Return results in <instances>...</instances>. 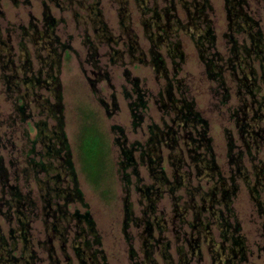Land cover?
Returning <instances> with one entry per match:
<instances>
[{"label": "rangeland", "instance_id": "rangeland-1", "mask_svg": "<svg viewBox=\"0 0 264 264\" xmlns=\"http://www.w3.org/2000/svg\"><path fill=\"white\" fill-rule=\"evenodd\" d=\"M29 1L30 3L27 4L26 0H0V48L4 52L2 56L0 52V133L5 138L2 142L5 146L0 147V156H3L6 162L16 159L20 165H23L25 163V129L34 136L38 129L35 123L45 117L40 116L36 106H33V116L28 123L23 125L10 120L15 112L17 94L26 91L25 87L19 89L16 86L20 76L29 73L31 68L33 72L41 69L45 74L49 70L48 65H52L54 61V59L50 61V55L35 42L33 37L35 29H42L45 13L49 12L60 21L56 28L60 41L72 45V48L68 49L69 53L61 51L58 75L62 85L66 132L72 147L80 185L102 239V244L95 245L93 248L98 250L95 253L97 262L99 264H214L218 252L222 250L218 249V252H215L210 247L212 245L214 249H217V243L224 242L225 259L223 258L221 264H228V262L229 264H264V216L258 214L255 198L264 200V191L260 184L258 185L260 194L251 188L257 182L264 184V170L258 167L264 163V118L256 119L254 122L251 120L252 116L259 111L261 115H264V109H260L258 103L264 99V0H208V5L211 4L212 8L208 6L199 10L198 6L200 7L205 0H100V7L111 33L120 39L117 44L111 46L103 44L99 48L100 64L109 72L110 80L103 79L97 82L96 91L93 90L89 81V78L94 79L96 74L92 64L86 61L87 46L84 44V39L87 34L94 38L91 24H86L83 20V15L86 13L75 15V11L62 9L55 0ZM91 1L88 0V2ZM60 2L61 5H66L64 0ZM172 5L174 8L166 10L169 17L164 16L160 21L167 24L168 33L161 30L160 33L164 38L157 46L151 36L157 34L158 29L154 24H148L147 19L153 12L146 11V7L151 9L155 7L163 14L165 9ZM120 8L124 18L120 14ZM121 19H124L125 25L133 30V38L135 36L137 39L138 50L134 56L129 52L132 39L123 30ZM211 31L215 35L214 44L210 46L211 43L204 40L203 46L209 47L210 53L219 52L214 63L223 67L225 87H221L219 82L208 76L207 65L202 61L196 44L199 35L207 36L208 34L207 37L210 38ZM251 32L261 38L255 47V50L261 51H253L249 55L246 49H253ZM176 41L181 42L183 58L176 52ZM235 45L242 58L239 62L242 65L240 67L233 66L237 54L233 50ZM8 47H11L9 57H7ZM114 50H120L123 53L122 57ZM153 50L160 52L161 58L165 61V69L162 68L163 64L157 67L149 63ZM48 56L49 61L44 69V59ZM112 57L119 58L117 62H113ZM26 60H29L31 67ZM229 60L231 64H228ZM5 63L6 68L3 67ZM27 68L30 69L26 70ZM126 69L130 70L132 77L140 79L142 87L148 92L145 120L137 129L133 127L128 99L125 97V90L131 91L132 88V83L125 74ZM11 73L15 74L14 84L8 87L9 83L6 82L5 76ZM243 73L251 80L252 76L256 78L255 97L244 85L241 86L239 77ZM52 88V85L50 88H35L31 90V93H38L53 101L55 93H52ZM169 91L172 94L171 98ZM113 93L119 108L110 114L108 109L100 103L99 98L107 101L109 110H112ZM181 105L191 108L194 113L207 120L206 138L198 151L209 160L212 155L215 157L222 176L215 173V179H208V174L198 169L202 163L194 160L193 153L190 151L193 146L182 142L186 128L172 121L176 112L178 113L175 107ZM244 113L247 115L246 119L252 124V130L258 132L263 130L260 137L253 139L250 136L251 133L242 132L243 128H240L238 123L245 116ZM87 118L94 123L98 136L101 135L104 146L107 145V151L111 152L106 169L99 176L100 188H96L88 180L80 161V133ZM115 124L124 128L128 144L138 140L146 147L150 135L148 126L158 125L165 134L163 139L166 140L152 144L149 150L155 156L161 155V166L168 178L173 181L181 175L179 178L181 182L173 188L167 182L163 184L152 175L151 169L140 161L139 152H136L139 176L129 167L126 172L130 173L131 183L125 184L121 180V172L118 171V164H116L120 146L114 139L122 134L112 131V125ZM196 129L199 132L193 135L202 139L201 135L204 131L202 124H198ZM171 130L173 132L170 135ZM94 135L95 133L92 132L90 137L94 138ZM169 137H171L170 140H168ZM176 137L177 144L173 143L170 147L172 140ZM209 138L211 140L207 141ZM178 157L183 159L181 166L177 161ZM233 173L236 174L234 182L230 178ZM200 176L203 178H199ZM220 176L226 181L225 187H231L233 183L238 185L236 192L231 196V207L235 213H223V217L218 219L212 217L214 223L211 224L212 233L209 235L211 241H205L203 231L200 251L193 252L189 243L194 237L191 222H196L197 218L194 217L195 210L192 205L194 201L196 203L200 201L201 195L207 191L209 193L215 183V186L222 187ZM138 177L141 180H138ZM21 182L23 183L24 180L22 179ZM152 184L157 188L161 187L162 197L156 202L154 212H144L146 200L142 196L140 187ZM28 187L33 189L37 197L40 196L39 187L34 180L28 182ZM127 194V201L131 205L135 218L126 226L125 197ZM213 204L215 212L219 209L226 210L223 203L214 202ZM77 208L81 211L86 209L79 202L71 204V211ZM37 213H40L39 218L37 217L32 224L33 247L40 264H55L48 258L49 244L43 243L46 239L44 216L41 215L42 212ZM2 216L0 215V236L3 235L8 242L13 222ZM209 216H213L210 209L200 214L202 218L200 221L207 222ZM224 219L233 225H240L236 235L245 241V258H242L240 251L237 257L231 256L230 248L236 245L231 243L232 240L222 239L225 236ZM147 220L155 221L152 236L145 230ZM72 235L71 233L70 240ZM55 245L57 247L55 255L62 260L60 264H66L67 259L58 248V244ZM70 245L69 242L68 253L72 263L85 264L79 261ZM131 250L134 251V257H131ZM17 253L19 255V252ZM0 264L5 263L0 261ZM89 264L92 263L89 262Z\"/></svg>", "mask_w": 264, "mask_h": 264}, {"label": "trees", "instance_id": "trees-1", "mask_svg": "<svg viewBox=\"0 0 264 264\" xmlns=\"http://www.w3.org/2000/svg\"><path fill=\"white\" fill-rule=\"evenodd\" d=\"M26 2L27 4L30 3L29 0H26ZM55 2L64 10L72 9L75 11V15L83 12L86 13L83 15V20L86 24H91L94 34V38H91V35L87 34L84 39V44L87 46L86 61L91 63L94 68L96 77L94 79L89 78V81L93 90L96 91L98 89L96 87L97 82L103 79L107 81L110 80L109 72L104 70L100 64L101 54L99 48L103 44L109 46L117 44L120 38L114 37L111 33L109 26L104 19L103 11L100 7V0H92L91 2H88V0H64L66 3L65 6L61 5L60 0H55ZM205 5H208V0H205V2L200 5V8H205ZM172 8H174L173 5L172 7L166 8L165 12L161 14L155 7L152 9L146 7V11L152 10L153 12L151 17L147 19L148 24L150 25V23H152L158 29L157 34L151 36L154 44L157 46L161 44L164 38L160 33L161 30H164V32L168 33L167 24H163L160 21L164 16L169 17V13L166 10H170ZM120 10V14L124 18L122 15V9L120 8ZM121 21L123 30L127 32L130 39H132L129 45V52L134 56V53L138 50L137 39L135 36L133 38V30L130 29L129 26L125 25L124 19H121ZM59 23V19L51 15L49 12H46L42 29H35L36 31L33 35L35 42H37L39 46L46 50L48 55H50V61L54 59V61L51 63L52 65H48L49 70H47L44 74V71L41 69L38 72H33L32 68H27L26 70L30 69V72L20 76L19 83L16 85L19 89L21 87H25L26 91L25 93L17 94L15 101V112L10 120L17 123H22L23 125L26 122L28 123V120L33 116V106H36L40 116H45L44 119H40L35 123V127L38 129L34 136H31V132L25 129V163L20 165L16 159L6 162L4 157L0 156V215H4L2 217H5V219H9L11 222H13V226L10 228V239L8 242L3 235L0 236V261H4L5 264H40L32 241V224L40 215V213L37 212H42L41 215L44 216L46 239L43 240V243L49 244L48 258L50 260H52L55 264H60L62 261L55 255L57 248L55 244L57 243L58 248H60V251L62 252L65 259H67L66 264H73L72 258L68 253L70 242V246L74 249L80 262L85 264H89V262L92 264H99L97 259H95V253H97L98 250L93 248L95 245H101L102 239L97 228L96 221L88 208L87 202L85 201L84 192L82 191L80 185V179L74 161L72 147L66 132V117L61 94L62 85L60 83L58 74L60 71L59 67L60 57L62 55L61 51L64 53H69L70 50L68 49H71L72 45L68 42L62 43L60 41V37L56 33V28ZM26 32L27 31H25V33ZM130 33H132L131 36ZM207 36L199 35L196 39L199 54L202 61H204V63L207 65L206 71L208 76L211 79L219 82L221 87H225L226 79L223 77V67L214 63V59L215 57H218L219 52L216 51L215 53H210L208 52L209 47L203 46L204 40H208L207 42L211 43L210 46H212V44L215 42V35L211 31L210 38ZM257 38L260 37L257 35ZM175 44L177 46V54H179V57L183 58L181 42L176 41ZM7 50V57H9L11 56V47H8ZM233 50L237 52L235 56L236 59L233 61V66L240 67L241 63H239L238 56L240 57L241 55L236 45L233 47ZM259 50L260 49H256V51ZM0 52L2 56L4 53L3 49L0 48ZM114 52H119L121 54L119 55L120 57L123 55L120 50H114ZM151 54L152 58L149 60V63L157 67L163 64L162 68L165 69V61L161 58L160 52L153 50L151 51ZM48 58L49 56L44 59V69L47 67L49 61ZM118 58L119 57H112L111 60L113 62H117ZM141 59L143 60V57H141ZM26 61L28 62L29 67H31L29 60ZM230 62L231 60H229L228 64ZM176 64L178 65V62H176ZM6 66L7 64L5 63L3 67L6 68ZM125 74L129 82L132 83L131 91L125 90V97L128 99V107L131 112L133 127L137 129L143 124L145 120L144 113L148 108V92L142 87L138 77L131 76L130 70L126 69ZM14 75L15 74L11 73V75L7 74L5 76L6 82L9 83L8 87H11V84H14ZM244 76L245 74L243 73L239 78L241 81V86L244 85L247 91L253 97H255L256 83H254L250 78L246 81V76ZM51 85L53 86L52 93H55L53 101L42 97L38 93H31L32 89L40 87L50 88ZM169 96L170 98L172 97L170 91ZM112 100L113 109L109 110V103L103 98H99L100 103L106 109H108L110 114H112L111 112L113 110H117V108H119V104L114 93L112 94ZM260 102L262 106H264V99L262 101H258L259 104ZM175 108L178 113L176 112V116L175 118H172V120L175 121L174 123L178 124V126L183 127L184 129L186 128L183 132L182 142L193 146L190 148V151L193 153L194 160L202 163V166L198 167L199 171L206 172V175L208 174V179H215V173H218L217 175H221L219 167L215 162V157L212 155L209 160L205 156H202L204 154H200L198 151V148L203 144V140L206 138L207 120L202 119L199 114L194 113L193 110L187 106L181 105L176 106ZM260 112L261 111L255 113L254 116H252L251 120L253 122L256 121V119L262 117L264 118V115H261ZM244 115L245 116L240 119L238 124L240 128H243L242 132L245 131L247 134L252 131V124L246 119V113H244ZM198 124H202L204 129L203 134L201 135L202 139H199L193 135L195 132H199L198 129H196ZM148 129L150 135L147 139L146 147L143 142L138 140L128 144V139L126 138L124 128L117 124L112 125V131L122 134V136L119 135L114 139L116 144L120 146V154L116 164H118V171L121 172V180L125 184L130 185V173L126 172L129 167L133 169L132 172L134 174L139 176L137 160L135 158V153L139 152L138 156L140 161L143 164H146L149 169H151L152 175L163 182V184L166 182L169 183V186L173 188L177 183L181 182L179 179L181 175H178L173 181L170 180L161 166V155L155 156L153 155V152L149 150V147L152 144L160 143L161 140H166L163 139L165 134L159 129L158 125L154 126L151 124L148 126ZM96 131L97 130L94 128V123L89 121V119L85 121L80 133L79 153L83 172L86 174L88 180L96 188H100L99 176H101V174L105 171L111 152L107 151V145L104 146L101 135L98 136V132ZM92 132L95 133L94 138L90 137ZM172 132L173 130H171L169 134L171 135ZM170 139L171 137L168 138V140ZM4 140L5 138L0 133V147L5 146L2 143ZM200 140H202V142ZM210 140V138L207 139V141ZM173 143L177 144V137L172 140L170 147L173 146ZM112 144H114V142H112ZM177 161L180 163V166L183 164L182 158L180 159L178 157ZM177 170H179V168ZM190 174L191 173L189 172V175ZM206 175H204V177ZM221 176L220 181L222 182V187L220 188L218 186L220 193H222L225 187V181ZM201 177L202 176L199 178ZM22 179L24 180L23 183L21 182ZM137 179L141 180L139 177ZM31 180H34L36 186L39 187V197L34 194L32 188L28 187V182ZM215 184L211 189H214ZM231 186L233 188L235 187L234 191L231 193L232 196L236 192L238 185L233 183ZM140 190L142 191L143 198L146 200L144 212H154L156 208V202L162 197L163 191L161 187L157 188L153 184L143 185L140 187ZM173 190L174 189H172V191ZM199 190H201V188ZM209 197H211V195H209ZM127 200L128 194L125 197L126 226L129 221L131 222L135 218L131 205ZM74 202H79L85 206V211H81L78 208L74 211H71V204ZM145 223L146 232L152 236L154 232L153 228L155 226V221L147 220ZM161 230H163V227H161ZM71 233L73 235L72 239L70 240ZM242 241V246L244 249L245 241L243 238ZM5 249H7V251ZM17 252H19V255ZM131 257H134L133 250H131ZM243 258H245V249Z\"/></svg>", "mask_w": 264, "mask_h": 264}, {"label": "flooded vegetation", "instance_id": "flooded-vegetation-1", "mask_svg": "<svg viewBox=\"0 0 264 264\" xmlns=\"http://www.w3.org/2000/svg\"><path fill=\"white\" fill-rule=\"evenodd\" d=\"M210 5L211 4L205 5V7H208V6L211 7ZM199 9H200V7L198 6V10ZM250 35H251V39H252L251 41L253 42V49H251V50L246 49V50H248L247 53L249 55H250V52L252 53L253 51H256V50H254V48L256 47V44L259 42V40L261 41L260 38H257V34L255 35V33H251ZM241 59L242 58L238 56L239 62L241 61ZM245 79L247 81V80H249V77L247 78V76H246ZM252 80H253L254 83L256 82V78L254 76H252ZM263 98H264V96H263ZM260 107H261L260 109H264L263 108L264 106H262L261 102H260ZM174 122L175 121H173V123ZM262 131L263 130H261V132H258L256 130L255 131L252 130L249 133H251L250 136L253 137V139H256L257 137L261 136ZM258 167H260V168H262V170H264V163H262ZM239 172H241L240 169H239ZM235 175L236 174H234V173L231 175L230 178H231L232 181H235ZM237 175H239V173ZM225 182H224V184H225ZM259 184L262 185L261 187H262V189L264 191V184L257 182L255 185L251 186L252 190H254L256 193H258V191H260L258 189V185ZM234 189H235V187L233 188L232 186L231 187H224L222 193H220L218 186H215L214 189L210 190V193H208V191H207L206 193H204V195H201L199 202L196 203L194 201V203L192 205L193 206L192 208L195 210L194 217L197 218V221L194 222V223L191 222L192 235H194V237L189 242V243H191L190 245H191V248H192L193 252L195 250H196V252L200 251V246L202 244L203 231L205 233L204 236L206 237L205 241L207 242L208 240H210L209 239V235H211L210 233H212V231H211V224L213 222L212 221V217L213 218L215 217L216 219H218V217H221V216L223 217V213H235V211L231 207V204H232L231 193L234 191ZM218 194H220V195L218 196ZM258 194H260V193H258ZM209 195H211V197H209ZM255 198H256V201H257L256 202L257 209H258L257 212H258L259 215H263L264 216V200H261V199H259L257 197H255ZM214 202L215 203H223V204H225L226 210L222 211L221 209H219L218 212L213 211V207H214L213 203ZM209 209L211 210V213L213 214V216L207 217L208 221L205 222V223L200 221L202 219L200 217V214H202V212L205 213L206 211H209ZM224 221L225 222H224V227H223L224 228L223 233H224L225 236L222 235L223 236L222 239L223 240L226 239L227 241L232 240L231 243L233 245H236V246H233V247L230 248L231 253H232V257H237L238 256V252L240 251L241 255H242V258H243L244 257V249H243V246H242V243H243L242 237L236 235V233L239 232L240 225L239 224L238 225H233L231 222L226 221L225 219H224ZM263 226H264V223H263ZM212 244H214V243L212 242ZM217 245H218L217 249H214L212 245H211L210 249L212 251H215V252H218V249L222 250L221 252H218V256L216 257V263H214V264H221V261L223 260V258L225 259V243L224 242L217 243Z\"/></svg>", "mask_w": 264, "mask_h": 264}]
</instances>
